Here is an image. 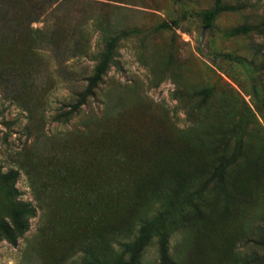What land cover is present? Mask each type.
<instances>
[{"label":"rangeland","instance_id":"obj_1","mask_svg":"<svg viewBox=\"0 0 264 264\" xmlns=\"http://www.w3.org/2000/svg\"><path fill=\"white\" fill-rule=\"evenodd\" d=\"M216 1L0 0V264H264V0Z\"/></svg>","mask_w":264,"mask_h":264},{"label":"trees","instance_id":"obj_2","mask_svg":"<svg viewBox=\"0 0 264 264\" xmlns=\"http://www.w3.org/2000/svg\"><path fill=\"white\" fill-rule=\"evenodd\" d=\"M226 8L227 7H225V5H222L221 0H217L214 8L212 10L204 12L205 27H207V28L210 27L214 17L220 11H224ZM162 26L163 27H169V25L167 23H164ZM239 30L245 31V28H241ZM130 32H133V31H124V34L127 35ZM113 42H114V40L112 39L111 44H109V46H108V50L102 55V59H101L100 63L96 67L92 78L89 80L88 87L86 88V90L84 91V94L82 95L83 99L81 101V104H83L84 99L86 100V98L88 96L94 95V92H93L94 89L98 86L103 75L106 73L108 65L111 61V49L113 48L112 47ZM244 153H245V145L243 143H241L237 147V150L230 156V158H231V160H233L235 158H241V157H243ZM235 162H237V161H235ZM15 177H16V173L10 172L8 174V177H6V179H9V178L15 179ZM225 177H226V175H225ZM222 187H223L224 199H225L226 203H228L229 200L231 199L232 185L230 183L226 184V182L224 180ZM13 191H14V189H13ZM30 211H32V210L29 208V206H25L22 209L17 210L15 212L16 219L14 221V227L6 225V224H3L2 226H0V239L2 236L1 234H3V236H5V238H8L9 240L12 241L13 244H15L16 239H14V237H13L14 231L17 229L18 234H23V232L27 228V224H26V221L24 220V216L27 215ZM125 246H127V245H125ZM127 247L130 248L129 246H127ZM133 251L135 252V250H133ZM162 253H163L162 262L164 264H166L168 262V258H167L165 249H163ZM262 263H263V260H262Z\"/></svg>","mask_w":264,"mask_h":264}]
</instances>
